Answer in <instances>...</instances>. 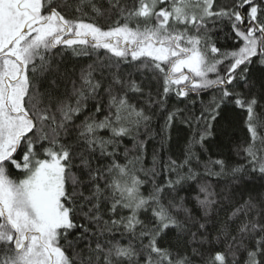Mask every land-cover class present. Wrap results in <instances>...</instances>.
Listing matches in <instances>:
<instances>
[{"label": "snow or ice", "instance_id": "snow-or-ice-1", "mask_svg": "<svg viewBox=\"0 0 264 264\" xmlns=\"http://www.w3.org/2000/svg\"><path fill=\"white\" fill-rule=\"evenodd\" d=\"M0 264H264V0H0Z\"/></svg>", "mask_w": 264, "mask_h": 264}, {"label": "trees", "instance_id": "trees-1", "mask_svg": "<svg viewBox=\"0 0 264 264\" xmlns=\"http://www.w3.org/2000/svg\"><path fill=\"white\" fill-rule=\"evenodd\" d=\"M158 123H162V120L159 121ZM173 144H172V151L175 153V152H178L181 148H182V145H183V140L179 139L175 133H173ZM154 143L155 142H152V143H149L148 145V163L150 164L151 162V153H152V148L154 146Z\"/></svg>", "mask_w": 264, "mask_h": 264}]
</instances>
